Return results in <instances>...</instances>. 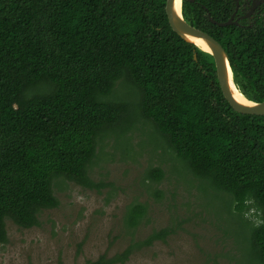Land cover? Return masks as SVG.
<instances>
[{
	"label": "trees",
	"instance_id": "1",
	"mask_svg": "<svg viewBox=\"0 0 264 264\" xmlns=\"http://www.w3.org/2000/svg\"><path fill=\"white\" fill-rule=\"evenodd\" d=\"M231 2L184 0V18L221 43L240 92L263 102L264 26L219 27L208 17L227 22ZM165 7L166 0H0V244L8 219L31 229L59 207L55 180L98 188L90 178L98 148L134 109L116 89L121 83L138 90L140 117L199 185L228 197L246 227L251 264H264V116L232 109L213 58L173 31ZM148 177L160 182L164 173ZM252 208L258 224L245 218ZM146 214L145 205H131L126 224L136 228ZM178 228L84 264H126L135 247L165 242Z\"/></svg>",
	"mask_w": 264,
	"mask_h": 264
},
{
	"label": "rangeland",
	"instance_id": "2",
	"mask_svg": "<svg viewBox=\"0 0 264 264\" xmlns=\"http://www.w3.org/2000/svg\"><path fill=\"white\" fill-rule=\"evenodd\" d=\"M121 85L116 89L127 93L134 109L112 132L121 137L110 136L98 148L90 168L98 188L55 180L60 205L44 210L38 226L23 229L6 221L8 240L0 244V264H84L102 255L112 257L172 225L180 227L176 235L135 247L126 264H251L249 246L243 241L246 227L232 214L228 197L222 198L207 183L199 185L167 142L140 117L138 90ZM152 169L164 173L160 182L148 177ZM136 204L145 205L147 214L132 229L126 214ZM245 218L259 223L255 208ZM228 228L242 239L240 245L235 234H226Z\"/></svg>",
	"mask_w": 264,
	"mask_h": 264
},
{
	"label": "water",
	"instance_id": "3",
	"mask_svg": "<svg viewBox=\"0 0 264 264\" xmlns=\"http://www.w3.org/2000/svg\"><path fill=\"white\" fill-rule=\"evenodd\" d=\"M183 1L181 2V11H178L177 0H166L165 10L173 31L185 42L195 45L200 51L213 58L223 96L235 112L252 116H264V101H250L237 88L234 82L229 55L221 43L210 34L194 27L186 21L183 14ZM190 1L193 2L194 0ZM208 17L212 24L218 25L219 27L238 25L232 18L227 22L219 23L212 18L210 13H208ZM195 40L203 42L206 49L195 43ZM194 59L197 61V55L194 56ZM239 95H242L243 98L240 99Z\"/></svg>",
	"mask_w": 264,
	"mask_h": 264
},
{
	"label": "flooded vegetation",
	"instance_id": "4",
	"mask_svg": "<svg viewBox=\"0 0 264 264\" xmlns=\"http://www.w3.org/2000/svg\"><path fill=\"white\" fill-rule=\"evenodd\" d=\"M232 20L243 29L259 30L264 26V0H232L228 21Z\"/></svg>",
	"mask_w": 264,
	"mask_h": 264
},
{
	"label": "bare ground",
	"instance_id": "5",
	"mask_svg": "<svg viewBox=\"0 0 264 264\" xmlns=\"http://www.w3.org/2000/svg\"><path fill=\"white\" fill-rule=\"evenodd\" d=\"M181 2L182 0H177V10L178 11H181V6H182ZM195 43H197L200 47L206 49V46L204 45L203 42L195 40ZM239 98L242 99L243 98L242 95H239Z\"/></svg>",
	"mask_w": 264,
	"mask_h": 264
}]
</instances>
